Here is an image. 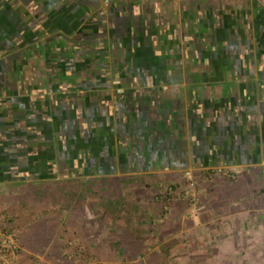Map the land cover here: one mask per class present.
Returning <instances> with one entry per match:
<instances>
[{"label":"crops","instance_id":"obj_1","mask_svg":"<svg viewBox=\"0 0 264 264\" xmlns=\"http://www.w3.org/2000/svg\"><path fill=\"white\" fill-rule=\"evenodd\" d=\"M7 235L13 264H264V4L0 0Z\"/></svg>","mask_w":264,"mask_h":264},{"label":"built area","instance_id":"obj_2","mask_svg":"<svg viewBox=\"0 0 264 264\" xmlns=\"http://www.w3.org/2000/svg\"><path fill=\"white\" fill-rule=\"evenodd\" d=\"M218 173L229 179H235L236 174L227 169H219ZM201 180L196 177L193 173L186 175V184L181 189L183 196L189 202V204L196 207L199 211L202 208V196H201ZM172 189L169 190V194L164 198L163 208L168 211L171 207V201L174 197ZM173 194V195H172ZM16 239L14 235H7L6 240L0 247V264H13L11 255L16 250Z\"/></svg>","mask_w":264,"mask_h":264},{"label":"rangeland","instance_id":"obj_3","mask_svg":"<svg viewBox=\"0 0 264 264\" xmlns=\"http://www.w3.org/2000/svg\"><path fill=\"white\" fill-rule=\"evenodd\" d=\"M258 1H260L262 4H264V0H258Z\"/></svg>","mask_w":264,"mask_h":264}]
</instances>
